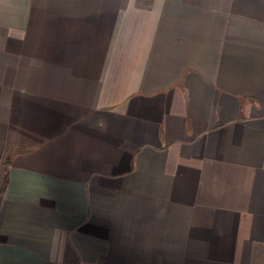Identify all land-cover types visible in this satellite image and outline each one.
Listing matches in <instances>:
<instances>
[{"label":"crops","instance_id":"obj_1","mask_svg":"<svg viewBox=\"0 0 264 264\" xmlns=\"http://www.w3.org/2000/svg\"><path fill=\"white\" fill-rule=\"evenodd\" d=\"M0 264H264V0H0Z\"/></svg>","mask_w":264,"mask_h":264}]
</instances>
